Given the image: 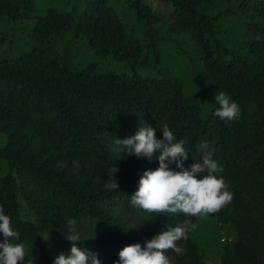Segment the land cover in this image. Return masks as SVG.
Returning a JSON list of instances; mask_svg holds the SVG:
<instances>
[{"label": "trees", "instance_id": "obj_1", "mask_svg": "<svg viewBox=\"0 0 264 264\" xmlns=\"http://www.w3.org/2000/svg\"><path fill=\"white\" fill-rule=\"evenodd\" d=\"M166 1L170 7L166 18L192 31L211 86L238 104L239 116L220 119L214 114L219 107L215 103L200 116L177 76L97 70L95 62L69 68L55 58L39 57L35 50L1 60L0 206L19 233L11 242L25 247L24 264L28 260L53 264L56 255L70 253L71 242L65 238L70 219L80 233L77 247L97 254L101 264H115L123 247L134 243L143 247L146 239L185 219L193 225L197 217L149 213L130 202L143 172L159 165L157 160L128 155L116 139L135 135L141 125H151L162 139L160 128L165 123L175 142L185 141L184 167L190 169L202 160L198 150L206 143V151L222 168L215 175L223 177L233 194L231 203L210 214L218 223L228 221L235 228V237L224 246L217 264H264V33L248 41L247 57L214 41L228 54L223 57L207 38L217 14L198 9L200 2L212 0ZM129 5L147 24L146 46L157 63V38L148 25L155 11L143 0H129ZM251 6L264 18V0ZM21 8L33 10V1L0 0V13ZM73 17V35L82 34L96 54L139 58L142 44L132 31L124 30L107 0H86L75 15L73 8L49 9L34 16L33 29L43 38ZM139 65H147L145 57ZM114 165L119 168L120 187L109 190L105 184ZM169 167L179 171L175 163ZM206 174L198 173L197 178ZM22 204L35 215L36 223L20 216ZM43 229L49 231L50 244L38 233ZM189 233L177 242L184 248L181 254L165 253L174 258L173 264H199L201 252Z\"/></svg>", "mask_w": 264, "mask_h": 264}, {"label": "rangeland", "instance_id": "obj_2", "mask_svg": "<svg viewBox=\"0 0 264 264\" xmlns=\"http://www.w3.org/2000/svg\"><path fill=\"white\" fill-rule=\"evenodd\" d=\"M32 1L33 10L21 8L15 13H0V61L35 50L39 57L55 58L58 63H63L69 68H78L95 62L97 70L128 73L135 69L141 75H172L179 77L184 96L197 103L200 116H205L209 112L212 103L217 104L214 97L220 90L211 86L207 78L192 31L180 28L166 18L170 9L166 0H143L156 14L155 18L149 20L148 25L157 38L159 52L157 63L154 62L150 48L146 46L147 24L135 17L129 0H107V3L120 17L124 30L132 31L142 44L143 48L137 60L122 58L119 54L107 53L102 56L96 54L82 34L73 35L74 17L58 31L40 37L33 29L35 15H42L49 9L70 8H73L75 15L86 0ZM253 1L259 0H212L198 4V9L217 14L213 19L215 24L213 32L207 38L214 51L223 57H227L228 54L222 52L220 47H216L214 41H220L227 48L247 57L248 41L260 38L264 33V18L252 11ZM142 57L147 60L144 67L139 65ZM3 142L4 134L0 132V145ZM19 211L22 218L36 223L35 215L25 205L22 204ZM227 211L233 213L234 209L228 207ZM38 233L42 239L49 236V231L45 229L39 230ZM189 234L201 252L199 264H217L224 246H230L234 239L235 228L228 221L220 224L213 215L202 214L191 225ZM43 240L50 244V237L47 241ZM181 248L183 252L184 248L182 246ZM170 260L173 264L174 258L171 257Z\"/></svg>", "mask_w": 264, "mask_h": 264}, {"label": "clouds", "instance_id": "obj_3", "mask_svg": "<svg viewBox=\"0 0 264 264\" xmlns=\"http://www.w3.org/2000/svg\"><path fill=\"white\" fill-rule=\"evenodd\" d=\"M219 107L215 115L222 120H234L239 116L240 109L237 103L223 91H218L214 97ZM163 138L158 139L156 129L151 125L140 126L135 135L116 139L118 145L124 146L128 155L146 158L148 161L157 160L156 169H147L140 176L137 190L130 195L131 204L149 213H182L185 217H199L202 214H213L231 203L233 194L228 190L223 177L215 173L222 171L218 163L207 152L208 145L202 144L198 151L202 160L184 167L188 159V150L185 141L175 142L172 131L165 123L161 125ZM175 163L179 171L169 166ZM117 166L109 169V182L105 188L117 190L120 185L116 173ZM202 179L197 178L198 173H204ZM69 234L66 240L71 242L70 253H60L55 256L53 264H101L97 254L77 247L80 243V233L76 228L75 220L67 221ZM191 228V221L185 219L176 226H169L150 239L123 247L119 251V259L115 264H171L170 258L165 254L169 250L180 254L182 248L177 242L187 239ZM0 233L4 240L0 242V264H24L25 247L21 243H12L19 238V233L12 228L11 219L5 215L0 206ZM46 241L49 239L43 238ZM27 264H33L28 260Z\"/></svg>", "mask_w": 264, "mask_h": 264}]
</instances>
